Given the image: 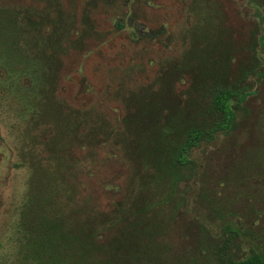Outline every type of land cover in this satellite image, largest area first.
Segmentation results:
<instances>
[{
  "label": "rangeland",
  "instance_id": "374dc122",
  "mask_svg": "<svg viewBox=\"0 0 264 264\" xmlns=\"http://www.w3.org/2000/svg\"><path fill=\"white\" fill-rule=\"evenodd\" d=\"M0 11L16 45L15 59L7 52L0 62V264H50L36 243L45 213L31 198L47 184L56 188L44 200L52 203L58 196L105 212L123 198L141 162L116 135L134 127L126 118L150 97L187 102V78L170 79L167 98L161 88L192 39L236 44L252 33L260 58L252 91L231 102L232 127L193 151L182 205L157 216L155 243L160 263L173 264L201 226L219 233L232 222L243 250L253 245L264 256V0H0ZM17 70L24 101L2 85ZM38 94L29 110L25 98ZM107 133L114 138L97 143ZM213 202L228 214L223 220L211 219Z\"/></svg>",
  "mask_w": 264,
  "mask_h": 264
},
{
  "label": "trees",
  "instance_id": "16d2710c",
  "mask_svg": "<svg viewBox=\"0 0 264 264\" xmlns=\"http://www.w3.org/2000/svg\"><path fill=\"white\" fill-rule=\"evenodd\" d=\"M4 15L0 11V62H7L2 53L8 52L11 63L16 57L14 32L9 29L13 22ZM8 36L10 40L3 39ZM259 66L253 33L247 42L236 44L219 38L192 39L183 55L167 67V81L161 88V97L167 98L169 89L165 85H170V79L178 82L187 78L190 85L183 94L187 102L157 103L150 97L126 118L134 127L130 129L127 124L116 135V144L123 146L125 152L131 151V156L141 163L134 169L123 198L111 210L75 206L58 196L56 203L44 201L56 188L47 184L43 191L39 189L44 195L40 196L34 194L37 187L30 185L32 200L39 201L45 213L36 243L49 253L50 264H162V251L156 247L155 239L163 223H156L157 216L161 215V222L165 216L162 213L174 216L178 212L182 205V199H178L179 185L190 180L194 171L193 151L232 127L235 112L231 102L252 91L249 78ZM18 72L13 71L10 83L2 85L24 101L25 93L17 82L25 73ZM40 94L25 98L29 110L38 104L35 99ZM111 138L113 133L106 137L95 135L100 144ZM210 206L212 220H223L228 215L216 202ZM50 207H56L53 217L48 212ZM112 230L114 234L105 236ZM243 249L240 233L232 222L219 233H212L203 225L193 248L176 257L173 264H264V256L253 245Z\"/></svg>",
  "mask_w": 264,
  "mask_h": 264
}]
</instances>
